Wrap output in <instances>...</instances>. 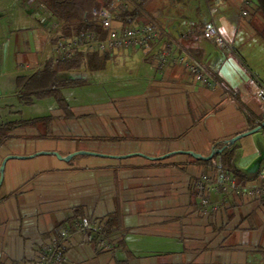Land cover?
<instances>
[{
	"label": "crops",
	"instance_id": "crops-1",
	"mask_svg": "<svg viewBox=\"0 0 264 264\" xmlns=\"http://www.w3.org/2000/svg\"><path fill=\"white\" fill-rule=\"evenodd\" d=\"M147 1L146 18H168L163 0ZM178 1L183 7L177 11L187 19L189 9L183 8L191 0ZM206 4L208 21L171 25L177 36L164 29L165 37L148 49L98 54L106 58L101 68L85 53L80 68L60 76L80 82L71 89L90 91L86 102L78 103L66 89L65 99L74 104L66 99L64 111L55 100L47 103L46 116L53 117L48 128L18 129L0 148V264H32L77 210V220L86 222L106 224L117 216L120 230L110 236L117 246L105 252L92 237L75 232L64 245L65 264H264V200L217 191L202 206L195 182L203 174L220 175L212 169L220 158L209 166L190 154L209 157L262 123L257 80L264 84V19L256 1L248 16L242 15V0ZM211 21L232 51L205 38ZM25 25L17 31L27 30ZM46 26L38 20L30 34L14 39L5 29L0 101L4 82L17 92V77L41 70L53 57ZM167 39L201 62L215 79L213 88L182 66L157 68ZM38 117L45 116L26 117L22 107L0 105V123ZM261 131L235 143V168L253 178L247 185L264 183ZM53 152L95 155L63 161Z\"/></svg>",
	"mask_w": 264,
	"mask_h": 264
},
{
	"label": "built area",
	"instance_id": "built-area-1",
	"mask_svg": "<svg viewBox=\"0 0 264 264\" xmlns=\"http://www.w3.org/2000/svg\"><path fill=\"white\" fill-rule=\"evenodd\" d=\"M144 0H111L109 7H98L93 9L96 21L105 29L106 36L99 39L95 33L88 34L85 41L76 38H63L57 42L54 62L61 63L74 57L77 52L97 53L99 55L113 54L127 48L148 49L165 37V31L157 24H133L131 27H117L115 23L120 22L119 15L122 10H128L130 6L141 3ZM256 0H242V15L248 16L249 10L255 5ZM205 38L215 41L219 45L232 51V46L222 37L216 24L211 21L204 28ZM173 66H182L187 69L196 82L207 88L215 86L214 77L196 58L187 54L181 46L171 39H167L159 54L157 68L164 70ZM257 97L264 110V84L257 80ZM195 188L201 197V205H209L208 195L213 192L228 194H242L251 199L264 200V183L260 185H240L230 174L212 176L203 174L195 182ZM216 210V207H213ZM105 227L103 221H77L72 227L62 230V237L54 239L52 243L43 246L38 258L32 264H65L64 245L69 241L72 234L80 232L86 237L93 234L101 235L100 247L102 251H112L116 242L101 233Z\"/></svg>",
	"mask_w": 264,
	"mask_h": 264
},
{
	"label": "trees",
	"instance_id": "trees-1",
	"mask_svg": "<svg viewBox=\"0 0 264 264\" xmlns=\"http://www.w3.org/2000/svg\"><path fill=\"white\" fill-rule=\"evenodd\" d=\"M145 0L143 1V3ZM258 5V12L264 19V0H256ZM111 0H43V4L54 14L56 18L64 23V28L62 31L63 38H76L81 41H85L88 34L95 33L99 39H104L106 36L105 29L96 21L91 11L96 6L109 7ZM143 3H137L135 6L137 10L128 11L122 10L119 15V20L123 23L125 27L131 26L135 21L139 23L148 24V18L144 13ZM259 36L264 40V27L259 32ZM90 62L93 58L98 59L99 55L97 53L91 54ZM85 58V53L77 52L73 58L66 60L64 62L54 64L52 61L47 62V64L39 71L17 77L16 86L18 89V98L22 105L31 106L38 101L45 99H54L59 107L67 111L69 105L63 95V91L70 88L77 87L80 82L68 79H61V73L71 70H76L81 67L82 62ZM99 64L96 68H101L103 66V60L106 58L98 59ZM91 64V63H90ZM92 68V66H90ZM247 118L250 122L251 115L249 112L242 108ZM53 122L52 116L31 118V119H21L18 121H10L6 123H0V148L9 139H12L13 132L21 128H48ZM264 122V117L262 118V123ZM258 125H251L250 130L255 129ZM264 132V129H263ZM42 138H50L49 136H42ZM226 146V145H225ZM222 145V149L225 147ZM236 154L235 144L227 147L223 150L221 154H217L213 159L206 161L205 164L211 165V163L218 157L219 162L212 165V169L220 172L221 174L232 175L238 184L246 185L251 182L253 178L249 177L246 173L239 171L234 166V157ZM260 174V172H259ZM82 215L81 210L76 211V216L74 221L77 220ZM72 221V222H74ZM69 224L63 223L57 226L56 232L58 234V239L62 236V230L67 227H72L74 223ZM69 225V226H68ZM120 230L118 217H111V219L105 224L102 231L103 236L110 237L112 234ZM101 235L93 234L92 238L97 243H100Z\"/></svg>",
	"mask_w": 264,
	"mask_h": 264
},
{
	"label": "rangeland",
	"instance_id": "rangeland-1",
	"mask_svg": "<svg viewBox=\"0 0 264 264\" xmlns=\"http://www.w3.org/2000/svg\"><path fill=\"white\" fill-rule=\"evenodd\" d=\"M163 1H164L163 7L165 8L164 15H168V18L155 17L154 18L155 22L150 21L148 19L149 20L148 23L157 24L159 27H161L163 31L164 29H167L168 31L171 32L173 36H177L176 30H174V27L176 26L178 27V24H181V22L184 23L183 24L184 26H188L193 22L196 23L200 19L203 20V22L206 20L207 21L209 20L208 7L206 4V0H191L190 5L183 8L184 10L189 9L187 10L189 11L187 14V19L182 18V13L177 11V9L182 10L181 8L183 7L181 6V3L178 0H163ZM151 3L152 2H148L147 0H145V2L143 3L144 13H145V9L149 8L148 6ZM98 7H104V6H96L93 9L98 8ZM135 9L137 10V7L135 5L134 6L132 5L128 8V11H134ZM92 11H91V14L93 16ZM148 12H150L149 9H147V13ZM31 15H33L34 18H32ZM25 19H28V23H25ZM42 19L46 21L47 26L45 28V31L47 34V38L50 40L51 44L54 45L55 50H56L57 42L63 39L62 31L64 28V23H62L61 20L56 18L54 14L43 4V0H0V58L2 56L1 47L4 45L2 42L6 40V39L3 40L5 38V32H4L5 29L12 31L11 36L13 34V39L16 37V34H18L20 38H24L25 37L24 35H26L27 33L28 34L31 33V30L34 24L38 23V20H42ZM171 21L173 22V24L170 23ZM135 22H137L136 24L142 25V23H139L138 21H135ZM20 24H26L25 26L27 30H24L22 33L17 31L19 28L18 26H20ZM116 24L117 23H115V25ZM133 24L131 26H133ZM171 25H173L174 27ZM131 26H128V27H131ZM117 27H120V25ZM123 27L125 26L123 25ZM82 52L86 53L84 51ZM86 54H94V53H86ZM54 56H55V52L50 61H52L54 64H58L54 62ZM1 70L2 68L0 65V73H1ZM69 76L66 75L64 76V78L69 77ZM4 84L5 85L3 87H4L5 96H4V99L0 101V105L3 104L4 102H8V103L15 104L16 107H22L26 117L46 116L49 114L47 103H53L54 99L50 98L49 100H43L40 102L38 101L36 102L37 103L36 106H25V105L20 106L18 94H16L18 93V89L16 92V88L13 90L9 86H7L6 82H4ZM89 89L90 90L96 89V86L93 84L91 88ZM66 91L68 93H74L75 96L78 97V100H77L78 103L86 102L87 98L90 96V91L88 90L70 88V89H67ZM63 93H65V90ZM66 99L68 103L74 104V102H72L70 99L68 98ZM77 102L75 104H77ZM209 175H212V174H209Z\"/></svg>",
	"mask_w": 264,
	"mask_h": 264
},
{
	"label": "water",
	"instance_id": "water-1",
	"mask_svg": "<svg viewBox=\"0 0 264 264\" xmlns=\"http://www.w3.org/2000/svg\"><path fill=\"white\" fill-rule=\"evenodd\" d=\"M263 129H264V122H263L261 125H259L258 127H256L255 129H252V130H250V131H247V132H245V133H242V134L236 136L235 138H233V139L227 141V142H226V146H225L223 149L218 150V151H214L209 157H203V156H201V155H199V154H195V153H190V154L193 155V156H194L195 158H197V159L199 158V159L204 160V161L211 160V159L213 158L214 155L219 154V153H222L224 149H226L227 147H229V146H231V145H234V144H235L237 141H239L240 139H242V138H244V137H246V136L253 135V134H255V133H257V132H259V131H261V130H263ZM46 154H48V153H46ZM52 154L55 155L58 159L63 160V161H70L72 158H74L75 156H78V155H87V154L95 155L94 153H88V152H77V153H72V154H70V155L67 156V157H62V156H61L59 153H57V152H53ZM259 163H260V161H259ZM258 167H259V165H258ZM3 168H4V166H2V169H1L2 171H3ZM1 182H2V179L0 180V184H1Z\"/></svg>",
	"mask_w": 264,
	"mask_h": 264
}]
</instances>
